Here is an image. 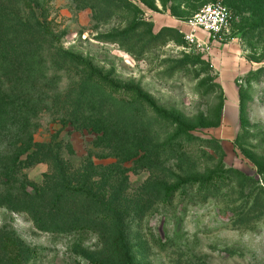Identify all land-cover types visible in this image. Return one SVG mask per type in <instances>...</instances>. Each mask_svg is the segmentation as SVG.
<instances>
[{
	"label": "rangeland",
	"instance_id": "rangeland-1",
	"mask_svg": "<svg viewBox=\"0 0 264 264\" xmlns=\"http://www.w3.org/2000/svg\"><path fill=\"white\" fill-rule=\"evenodd\" d=\"M206 1L29 0L48 32L29 38L25 47L35 68L19 70L26 74L16 87L24 86L36 105L27 124L35 127L34 139L52 140V153L62 161L29 164L16 181L0 184L12 191L23 180L30 193L23 200L0 197V264H264V72L247 79L264 63V21H244L231 8L222 40L206 41L197 31L199 39L189 41L184 20ZM161 25L177 27L184 41L151 42L138 58L99 36L134 27L148 39ZM66 51L114 84L140 89L182 118L191 133L218 139L222 164L251 176L249 184L235 176L205 200L177 191L167 202L165 185L206 175L219 163L202 158L193 164L158 149V134L146 127L130 96L92 80L91 90H81L86 73ZM211 80L221 90H210ZM67 89L73 104L80 98L91 126L63 117L56 99ZM12 135L14 128L0 129V162L12 152ZM69 175L91 184V200L64 194L55 210V192ZM256 180L263 187L261 210L234 222L238 190L246 193ZM15 253L18 261L11 263Z\"/></svg>",
	"mask_w": 264,
	"mask_h": 264
},
{
	"label": "trees",
	"instance_id": "trees-1",
	"mask_svg": "<svg viewBox=\"0 0 264 264\" xmlns=\"http://www.w3.org/2000/svg\"><path fill=\"white\" fill-rule=\"evenodd\" d=\"M223 1L229 7L232 18L231 8L233 13L244 21L249 19L264 21V0ZM29 3V0H0V129L14 128V135L11 136L12 139L10 140L12 152L5 161L0 162V184L16 181L21 169L29 164L50 160L57 164L62 161L56 153H52L51 145L54 143L52 140L38 141L34 139L33 132L35 127L27 126V124L30 123L29 120L32 114H35L33 107L35 104L32 103V98L27 95L24 86L16 87V83H22V80H24L23 75L26 74L24 71L19 70H32L35 68V62H33L29 50L25 47L30 40L29 38L45 37L48 32L46 23L40 20L45 19V17H38L32 5L28 6ZM137 24L140 23L137 22ZM132 30L133 32H131ZM148 34L150 35L149 38L145 39L143 33H134V27H132V29H123L112 35L99 36L103 40L118 42L125 51L136 56V58L146 52V50H149L152 46L151 42L162 43L167 39H174L177 42L184 41L181 31L172 25H161L156 31L150 30ZM66 52L67 59L78 63L86 73V76L81 81V90H91L92 80L104 90L113 93H125L130 96V100L135 103V112L146 120V127L153 129L158 134L156 145L158 149L171 150L177 158L186 159L193 164L201 162L202 158L212 162L216 160L219 163L206 175L185 177L178 182L165 185L163 194L167 202L171 201L177 191L185 194L191 192L200 196V200H205L208 196L217 195L223 185L228 181L230 182V180L232 181L235 176L239 178L241 185L249 184L251 176L236 167L222 164V146L218 139L191 133L187 123L182 118L155 104L140 89L118 86L95 69L88 60L76 53ZM179 61H177L178 63L175 67L181 64ZM191 61H195L193 57ZM11 71L14 72V76L9 74ZM263 72L264 63L251 71V75L249 74L247 79L258 78ZM4 77L9 80L7 86L3 82ZM11 82L15 84L13 85ZM215 87L221 90L220 83L211 80L209 89L214 90ZM71 92L72 90L70 89L64 91L63 96L56 99V106L64 109L65 115L63 117L68 119L73 125L88 127L90 124L86 121L87 117H83L81 113L80 98H78L79 103L77 104L69 101ZM19 93L23 95H19ZM259 170L264 178V166L260 165ZM22 181H19V187L17 186L15 190L3 191L0 189V197L4 200L8 197H18L21 198L20 200L25 199L24 196H28L30 193L25 189ZM254 182L256 185L248 188L246 193H241L242 188L238 190L241 198L231 208L234 222L241 221L242 218L252 213V215L257 214L261 210L257 205V199L263 193V187L257 183V180ZM64 194H66L64 197L67 195L71 197L82 196L91 200V184L86 179L79 181L72 179L71 175L63 179L55 192L54 203L51 205L55 210L60 208L61 198ZM16 258L17 253L10 259V262L18 261ZM74 263L83 264L78 260H75ZM84 264L105 263L99 260H90Z\"/></svg>",
	"mask_w": 264,
	"mask_h": 264
},
{
	"label": "built area",
	"instance_id": "built-area-1",
	"mask_svg": "<svg viewBox=\"0 0 264 264\" xmlns=\"http://www.w3.org/2000/svg\"><path fill=\"white\" fill-rule=\"evenodd\" d=\"M231 19L230 9L223 0H209L185 18L188 29L183 30L184 37L189 41L197 40L196 33L201 31L206 41H220L231 26Z\"/></svg>",
	"mask_w": 264,
	"mask_h": 264
}]
</instances>
